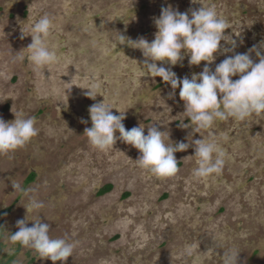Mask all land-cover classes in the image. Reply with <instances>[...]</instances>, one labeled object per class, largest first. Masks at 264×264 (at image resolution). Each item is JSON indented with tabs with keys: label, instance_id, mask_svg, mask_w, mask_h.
I'll list each match as a JSON object with an SVG mask.
<instances>
[{
	"label": "rangeland",
	"instance_id": "1",
	"mask_svg": "<svg viewBox=\"0 0 264 264\" xmlns=\"http://www.w3.org/2000/svg\"><path fill=\"white\" fill-rule=\"evenodd\" d=\"M169 5L181 12L214 6L227 21L224 35L236 47L214 53L213 70L225 55L264 42V0H0V117L12 121L23 111L38 129L23 147L0 154V209L12 206L3 217L9 230L18 231L21 219L30 227L39 215L51 238L74 242L63 264H222L229 250L240 251L237 264H264V115L193 133L214 135L225 160L220 173L199 179L191 147L174 154V175L157 177L138 166L131 145L117 140L101 151L84 133L89 107L103 101L113 113L125 112L126 129L141 124L147 134L157 123L169 133L167 143L187 142L179 88L169 98L170 85L142 71L141 51L117 44L118 34L154 39V18ZM44 14L52 20L45 42L56 62L43 69L30 58L11 62L28 52L31 27ZM204 63L185 58L172 70L190 77ZM94 84L101 89L95 100L83 89ZM108 183L111 190L99 194ZM33 195L44 206L26 212ZM27 252L33 264H53L23 245L22 263Z\"/></svg>",
	"mask_w": 264,
	"mask_h": 264
},
{
	"label": "clouds",
	"instance_id": "2",
	"mask_svg": "<svg viewBox=\"0 0 264 264\" xmlns=\"http://www.w3.org/2000/svg\"><path fill=\"white\" fill-rule=\"evenodd\" d=\"M153 23L156 32L151 41L144 37L133 40L118 34L117 44H127L141 51L144 57L140 64L143 66L142 71L152 78L160 77L170 85L173 91L168 93L169 98L179 88L183 113L188 119L183 128H191L186 137L187 142L167 143L166 139L170 141L169 133L159 130L157 123L147 127V134L141 124L126 129L123 124L125 112L117 115L111 111L115 108L103 101L89 107L91 127L85 128L84 133L90 145L101 151L113 148L117 140L131 145L139 152L136 159L138 166L157 177L174 175L178 171V161L174 154L190 147L194 149L192 156L196 157L198 164L192 171L194 179L218 174L225 160L215 136L193 139V133L209 130L217 121L230 118L244 121L253 115H264V42L253 45L244 53L225 55L213 70L210 64L215 60L214 53H231L236 47L234 40L226 39L224 32L228 29L227 21L218 16L214 6H200L184 12L171 5L165 6ZM51 25L52 20L48 14L34 22L28 52L23 56H13L11 62H23L30 58L32 64L40 69L55 63L57 55L45 42ZM222 40L231 47L222 45ZM185 58L189 65L198 66L202 61L205 62L202 70L190 77H178L172 66H182ZM234 76L238 79H232ZM83 89H87L84 95L93 100L101 91L100 86L95 84ZM14 117V120L8 122L0 117V154L21 148L38 135L35 118L26 117L23 111L15 112ZM81 122L87 123L84 120ZM12 187L23 191L19 183L12 184ZM43 206V202L33 195L24 207L26 212H33ZM40 217L37 215L30 220L33 222L30 227L26 226L29 221L27 219L16 221L19 230L11 234L10 238L34 250L41 259L51 260L53 264L60 261L63 264L72 256L74 242L67 238H51L50 225L42 223ZM239 252L225 251L222 264H237Z\"/></svg>",
	"mask_w": 264,
	"mask_h": 264
},
{
	"label": "flooded vegetation",
	"instance_id": "3",
	"mask_svg": "<svg viewBox=\"0 0 264 264\" xmlns=\"http://www.w3.org/2000/svg\"><path fill=\"white\" fill-rule=\"evenodd\" d=\"M111 188H112V186H111ZM101 189L102 188H100V190ZM110 190H108V191H110ZM99 191H98V193H99ZM108 191H106V192H108ZM106 192L99 193V194H105ZM7 207H10V209L8 211H4L0 215V264H33L35 262V257H33L28 252L26 254L27 258L22 263V244H20L19 242L12 241L10 238L11 234H15L17 231L9 230L5 226V221H4L3 217L5 214H7L11 211L12 206H6V207L0 209V212H1ZM9 240L12 241L10 245H8Z\"/></svg>",
	"mask_w": 264,
	"mask_h": 264
},
{
	"label": "trees",
	"instance_id": "4",
	"mask_svg": "<svg viewBox=\"0 0 264 264\" xmlns=\"http://www.w3.org/2000/svg\"><path fill=\"white\" fill-rule=\"evenodd\" d=\"M111 189V184H106L104 187H102V189L99 191V193H104L108 190ZM10 209V207L5 208L3 211L0 212V215L4 212V211H8Z\"/></svg>",
	"mask_w": 264,
	"mask_h": 264
}]
</instances>
